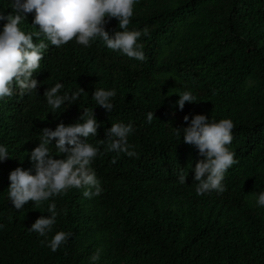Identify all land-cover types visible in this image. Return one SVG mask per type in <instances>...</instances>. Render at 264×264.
<instances>
[{"label":"trees","instance_id":"trees-1","mask_svg":"<svg viewBox=\"0 0 264 264\" xmlns=\"http://www.w3.org/2000/svg\"><path fill=\"white\" fill-rule=\"evenodd\" d=\"M11 2L0 0L5 15ZM34 15L18 25L25 34L39 31ZM6 22L0 20V32ZM145 27L150 35L137 41L144 62L108 49L99 37L91 47L73 39L59 48L33 37L49 43L33 73L37 92L0 99V146L12 157L0 161V264H264V206L257 203L264 192V0H137L127 30ZM105 28L122 30L115 18ZM58 82V95L85 91L52 113L43 93ZM95 89L115 90L111 112L96 105ZM183 91L197 102L181 111ZM84 108L100 125L86 142L104 153L91 164L103 191L85 198L83 188H71L16 210L8 199L10 171L35 174L30 153L41 130L76 123ZM197 114L234 123L227 147L237 162L225 173L222 194H196L193 169L202 157L175 134ZM121 122L133 125L128 143L138 155L121 153L113 164L105 133ZM48 147L56 153L54 142ZM181 168L186 184L178 180ZM51 203L58 213L52 230L46 237L29 231L51 215ZM59 231L71 236L53 252L47 243Z\"/></svg>","mask_w":264,"mask_h":264},{"label":"clouds","instance_id":"clouds-1","mask_svg":"<svg viewBox=\"0 0 264 264\" xmlns=\"http://www.w3.org/2000/svg\"><path fill=\"white\" fill-rule=\"evenodd\" d=\"M136 2L137 0H12V13L5 15L0 11V20L7 21L0 32V99L11 98L14 94L23 97L33 91L37 92L40 82L33 78V73L40 68V62L44 58V52L49 48V43L43 40L34 43V36L38 40L44 36L56 48L73 39L80 45L91 47L90 41L99 37L108 49L144 62L146 56L142 51L143 45L137 41L141 35H150L149 29L145 27L142 31L127 30ZM33 12L35 15L32 24L38 26L39 31L25 34L18 25ZM113 18L118 20L119 28L122 30L110 34L105 25ZM63 87L64 85L58 82L46 88L43 93L47 104L53 110L52 113L65 102L70 105L78 101L85 91L80 87L71 94L65 92L64 95H58ZM178 94L176 105L181 111L186 102H197L190 91ZM115 95L114 89L107 91L95 89L92 98L96 105L111 112L114 108L112 98ZM153 118L154 112H149L148 123H151ZM188 119L189 116L185 115L184 120ZM99 126L93 109L84 108L76 123L65 125L61 121L55 130L43 128L39 145L30 153L35 174L31 169L22 167H16L9 173L8 199L14 208L22 210L29 201L39 204L51 197L66 194L71 188H83L85 198L99 196L103 189L91 164L98 154L104 153H100L97 147L86 142L90 135L96 137ZM233 129L234 123L231 120L210 121L203 114L195 115L190 125L182 130L175 128L176 136H182L183 142L194 146L202 157L193 169L194 181L197 182L195 191L198 196L211 194L213 191L218 194L226 191L222 183L225 173L237 162L234 159L235 154L227 147L233 140ZM133 131L131 123L122 122L112 123L111 127L106 129L108 141L106 151L116 153L111 163L115 164L121 153L128 157L138 155L134 150L135 146L128 143V136ZM53 142L55 154L48 147ZM100 143L103 144L104 140ZM60 154H63V158H54ZM9 158L12 157L7 148L0 146V161ZM186 177L181 168L179 183L186 184ZM257 203L264 206V192L258 194ZM47 210L51 215L37 218L29 231L47 236L58 215L55 203L49 204ZM2 227L3 225H0V228ZM70 236L71 233L56 232L47 246L55 252ZM44 243L42 240L41 244ZM99 257L98 249L91 256V260L96 261Z\"/></svg>","mask_w":264,"mask_h":264}]
</instances>
